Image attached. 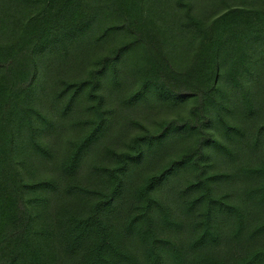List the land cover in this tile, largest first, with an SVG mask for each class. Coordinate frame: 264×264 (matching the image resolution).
<instances>
[{
  "label": "trees",
  "instance_id": "obj_1",
  "mask_svg": "<svg viewBox=\"0 0 264 264\" xmlns=\"http://www.w3.org/2000/svg\"><path fill=\"white\" fill-rule=\"evenodd\" d=\"M0 264H264V0H0Z\"/></svg>",
  "mask_w": 264,
  "mask_h": 264
}]
</instances>
